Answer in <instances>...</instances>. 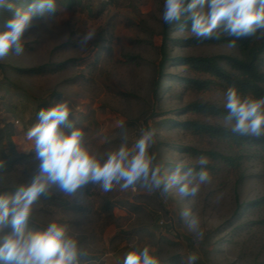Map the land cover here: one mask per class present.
I'll return each instance as SVG.
<instances>
[{
    "label": "rangeland",
    "instance_id": "1",
    "mask_svg": "<svg viewBox=\"0 0 264 264\" xmlns=\"http://www.w3.org/2000/svg\"><path fill=\"white\" fill-rule=\"evenodd\" d=\"M30 2L0 0V31L6 30V22L15 14L8 4L26 8ZM56 2V12L34 18L22 41L24 52H10L0 61V195L14 194L35 175L40 161L26 132L38 123L41 108L64 100L69 102L73 127L62 129L67 134L73 128L82 130L83 147L101 160L117 150L125 137L133 149L141 128H150L155 129V142L149 153L155 155L162 176L171 174L178 163L183 164L182 172L194 168L200 165V157L214 168L207 170L211 182L201 184L195 196L182 197L179 185L162 194V188L143 182L123 191L114 183L109 192L89 184L71 195L53 185L33 205L27 230L43 231L53 222L64 226L77 243L78 264H122L128 251L145 246L160 264H187L193 253L198 256L196 264H264L262 151L256 145L194 133L179 124L196 120L232 128L235 122L228 123L223 116L187 108L193 101L224 106L228 88L219 83L203 90L192 88L182 77L209 75L177 58L241 56L240 49L228 43L194 42L191 24L177 21L168 32L169 60L155 84L164 0ZM93 29L96 38L80 47V36ZM260 35L259 40H264ZM68 59L64 68L53 70V64ZM261 66L264 70V54ZM189 146L242 158L232 167L192 154ZM189 179L192 185L198 182V177ZM185 209L199 222L194 231L181 217ZM10 231V227L0 231V241Z\"/></svg>",
    "mask_w": 264,
    "mask_h": 264
},
{
    "label": "clouds",
    "instance_id": "2",
    "mask_svg": "<svg viewBox=\"0 0 264 264\" xmlns=\"http://www.w3.org/2000/svg\"><path fill=\"white\" fill-rule=\"evenodd\" d=\"M7 6L14 8L15 14L6 22V30L0 31V61L10 52L16 55L24 52L22 41L37 15L57 11L56 0H31L26 8ZM184 14L188 15L191 34L197 40L219 39L223 32L235 38L228 45L235 47L236 40L253 37L257 32L264 37V0H164L163 23L171 25ZM96 35L94 29L86 31L80 36L79 46L87 47ZM224 107L227 110L225 121H235L232 132L257 138L264 136V98H242L236 88L230 86L225 93ZM70 114L66 100L41 108L38 123L26 132V139L33 142L40 163L28 184L20 186L14 194L0 195V231L11 229L0 241V264H78L77 243L67 236L64 226L53 222L43 231L27 230L33 205L47 195L53 185L69 195L89 184H99L104 192H109L114 183L123 191L143 182L153 189L162 188V194H170L179 185V193L184 197L195 196L201 184L211 182L206 169L196 173L189 167L182 172V163H178L171 174L162 176L161 167L154 163L155 155L149 153L155 142V129L141 128L133 149L128 148L125 137L117 150L101 160L83 147L85 133L82 130L73 128L67 134L62 129L65 125L73 127ZM198 162L206 165L207 158L200 157ZM189 177H198V182L192 185ZM181 217L188 221L189 230L198 227L199 222L189 209L183 210ZM197 260L195 253L190 254L187 264H196ZM122 264L160 262L145 246L128 251Z\"/></svg>",
    "mask_w": 264,
    "mask_h": 264
},
{
    "label": "trees",
    "instance_id": "3",
    "mask_svg": "<svg viewBox=\"0 0 264 264\" xmlns=\"http://www.w3.org/2000/svg\"><path fill=\"white\" fill-rule=\"evenodd\" d=\"M21 3V2H20ZM179 22L191 24L189 18L180 19ZM175 24V22L173 23ZM163 23V38L160 45V61L158 65V75L155 81L157 84L163 76V67L169 60L166 51L168 32L172 25ZM235 39L229 37L227 34L221 32L219 39L197 40L195 37L190 39L194 42H215L228 43ZM241 56L231 54H212V55H183L177 60L183 64L188 65L194 71L208 74V77H182L183 81L196 90L208 89L214 84H221L229 88L235 87L238 94L242 97L252 99L264 98V70L261 66L262 57L264 54V40H259L258 32L253 37L242 38L236 40V44ZM70 60H65L53 64L54 69L64 68ZM2 66V64H0ZM39 68H42L39 67ZM37 70V69H29ZM191 111L203 113L206 115L223 116L227 115V110L224 106L214 104L207 101H193L187 105ZM235 122V121H234ZM179 124L190 129L194 133L207 134L218 139H226L232 143L240 145H256L260 148L264 156V136L259 138L251 135H241L231 131V128L226 126L212 124L207 122H200L196 120H186ZM187 149L196 155H204L210 159L225 163L226 165L235 167L239 164L242 155H231L220 152L214 149H198L192 146ZM195 169L202 168L210 171L214 167L210 164L194 166Z\"/></svg>",
    "mask_w": 264,
    "mask_h": 264
}]
</instances>
